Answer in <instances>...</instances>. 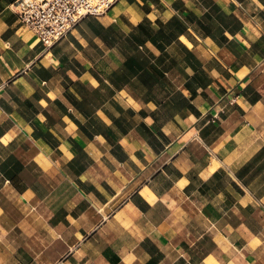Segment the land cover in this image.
Masks as SVG:
<instances>
[{
	"label": "crops",
	"instance_id": "0c3cea01",
	"mask_svg": "<svg viewBox=\"0 0 264 264\" xmlns=\"http://www.w3.org/2000/svg\"><path fill=\"white\" fill-rule=\"evenodd\" d=\"M19 1L0 264H264V0H115L51 49Z\"/></svg>",
	"mask_w": 264,
	"mask_h": 264
},
{
	"label": "built area",
	"instance_id": "2783aa9c",
	"mask_svg": "<svg viewBox=\"0 0 264 264\" xmlns=\"http://www.w3.org/2000/svg\"><path fill=\"white\" fill-rule=\"evenodd\" d=\"M115 0H20V15L40 41L51 49L61 43L80 22L89 16L104 15ZM223 112V111H222ZM214 116L213 120L221 117ZM55 264H68L60 260Z\"/></svg>",
	"mask_w": 264,
	"mask_h": 264
}]
</instances>
